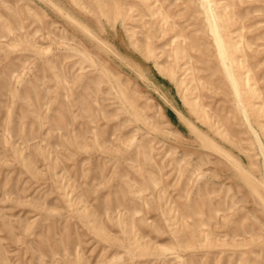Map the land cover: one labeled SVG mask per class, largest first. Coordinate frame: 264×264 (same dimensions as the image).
Wrapping results in <instances>:
<instances>
[{
  "label": "rangeland",
  "instance_id": "obj_1",
  "mask_svg": "<svg viewBox=\"0 0 264 264\" xmlns=\"http://www.w3.org/2000/svg\"><path fill=\"white\" fill-rule=\"evenodd\" d=\"M0 264H264V0H0Z\"/></svg>",
  "mask_w": 264,
  "mask_h": 264
},
{
  "label": "bare ground",
  "instance_id": "obj_2",
  "mask_svg": "<svg viewBox=\"0 0 264 264\" xmlns=\"http://www.w3.org/2000/svg\"><path fill=\"white\" fill-rule=\"evenodd\" d=\"M179 97H180V95H179ZM190 105H191V104H190ZM190 105H189V106H190ZM197 112H198V111H197ZM200 121H201V120H200Z\"/></svg>",
  "mask_w": 264,
  "mask_h": 264
}]
</instances>
